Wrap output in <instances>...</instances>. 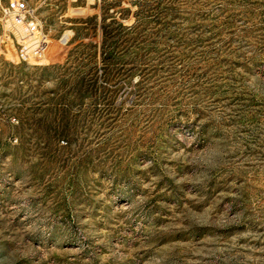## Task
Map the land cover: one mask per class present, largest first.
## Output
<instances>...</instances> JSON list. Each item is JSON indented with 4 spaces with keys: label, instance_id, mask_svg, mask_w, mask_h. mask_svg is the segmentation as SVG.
<instances>
[{
    "label": "rangeland",
    "instance_id": "rangeland-1",
    "mask_svg": "<svg viewBox=\"0 0 264 264\" xmlns=\"http://www.w3.org/2000/svg\"><path fill=\"white\" fill-rule=\"evenodd\" d=\"M0 9V264H264V0Z\"/></svg>",
    "mask_w": 264,
    "mask_h": 264
},
{
    "label": "built area",
    "instance_id": "built-area-1",
    "mask_svg": "<svg viewBox=\"0 0 264 264\" xmlns=\"http://www.w3.org/2000/svg\"><path fill=\"white\" fill-rule=\"evenodd\" d=\"M0 9L5 17L16 27L26 29L28 21L32 17L26 0H0Z\"/></svg>",
    "mask_w": 264,
    "mask_h": 264
}]
</instances>
